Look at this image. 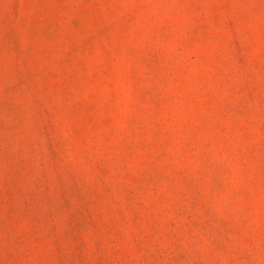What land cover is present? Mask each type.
Returning a JSON list of instances; mask_svg holds the SVG:
<instances>
[{"label":"rangeland","instance_id":"374dc122","mask_svg":"<svg viewBox=\"0 0 264 264\" xmlns=\"http://www.w3.org/2000/svg\"><path fill=\"white\" fill-rule=\"evenodd\" d=\"M0 264H264V0H0Z\"/></svg>","mask_w":264,"mask_h":264}]
</instances>
